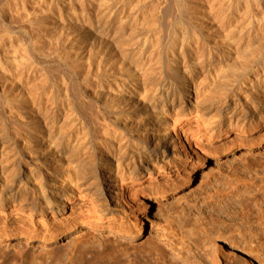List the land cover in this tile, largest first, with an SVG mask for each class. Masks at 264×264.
Here are the masks:
<instances>
[{
  "label": "bare ground",
  "instance_id": "6f19581e",
  "mask_svg": "<svg viewBox=\"0 0 264 264\" xmlns=\"http://www.w3.org/2000/svg\"><path fill=\"white\" fill-rule=\"evenodd\" d=\"M168 7L175 10L177 20L171 26L166 13L172 10ZM9 13L26 27H12L14 17L7 19ZM0 23V108L21 125L23 146L30 151L39 143L36 137L49 131L46 149L57 154L54 158L59 164L64 161L66 168L64 178L52 172L46 185L42 177L28 173L35 200L24 198L30 194L25 187L0 195V209L9 202H18L19 209L26 204L27 223L19 221L9 227L26 240L37 239L31 255L50 256L63 250L65 240L70 243L73 220L83 217L74 205L64 217L62 200L69 196L72 202L79 179L91 178L86 213L105 214L111 203L108 195L113 202L117 189L123 198L126 192L127 201L137 204L141 184L152 185L157 180L159 163L165 162L179 144L187 147L190 156L199 155L205 151L204 142L210 145L219 139L235 140L247 133L246 128L257 131L262 127L264 0H0ZM114 25L113 37L127 27L136 34V40L131 51L125 53L129 72L123 79L107 80V68L101 60L110 46L108 39ZM167 25L170 29L164 38L161 31ZM70 26L88 31L94 45L101 48L95 68L94 46L89 43L86 49L87 43L72 40ZM52 59L72 61L70 71L82 91L88 92L90 76L100 72V79L110 83L106 92L96 91L105 97L102 104L108 103L104 109L116 115L117 126H104L102 139L97 134L92 139L89 129L77 123L71 84L49 72ZM137 93L139 99L135 98ZM140 106L144 113L157 109L156 123L163 124L131 126L128 116ZM213 111L223 118L218 131L213 127V116L208 117ZM61 117L63 121L58 125ZM69 119L73 124L63 130ZM144 120L151 123L146 116L138 122ZM233 121L239 122L237 126H230ZM98 143L102 148L96 146ZM6 148L0 143V175L2 159L9 152ZM6 186L12 187L13 183ZM141 215L140 210L132 214L136 232ZM59 231L60 238L65 237L62 242L57 238ZM228 248L219 246L216 254L230 263L234 253ZM72 251L64 255L70 264H74ZM17 256L14 260H22L21 255ZM154 257L165 264L166 256L156 237L135 245L131 258L125 252L99 263L154 264Z\"/></svg>",
  "mask_w": 264,
  "mask_h": 264
},
{
  "label": "rangeland",
  "instance_id": "374dc122",
  "mask_svg": "<svg viewBox=\"0 0 264 264\" xmlns=\"http://www.w3.org/2000/svg\"><path fill=\"white\" fill-rule=\"evenodd\" d=\"M168 8L166 11L172 10L169 12L170 16L166 13L169 19L168 25L171 26L175 23L176 16L174 18L175 10ZM10 15L12 18L15 16L9 13L7 19ZM14 19H11L12 27L13 25L26 27L18 20L15 22L17 17ZM184 19L188 21L185 17ZM168 25L163 29L164 32L161 31L164 38L170 29ZM115 27L114 25L109 34L110 46L105 53V58L101 60L107 66H105L107 68L105 71L108 72L105 77L107 80L123 79V76L129 72L126 69L128 61L126 62L125 53L131 51L132 42L136 40V34L127 27L113 37ZM70 29L72 40L76 39L77 43L82 45L87 43L84 44L86 49L91 43L90 47L92 45L95 47V49L92 47L94 51L98 50V52L93 51L95 68L101 57V54L100 56L98 54L101 48L98 49L97 43L94 45L93 35H87L86 30L72 27ZM66 61L69 64L52 59L48 66L49 72L57 79L64 77L68 80L71 84L70 96L78 118L77 123L79 126H86L91 137L97 134V138L100 139L104 133V126H117L114 112L104 109V105L108 104H102L105 97L97 95L99 89L101 92H106L111 85L100 79L102 74L100 72L97 76H90L91 80L86 84L88 92L82 91L80 84L77 87V78L70 71L72 61ZM140 96L138 93L135 94L136 99ZM137 111L131 112L128 116L129 122L133 123L131 126L163 124L156 123L157 109L154 111L151 109L149 113H144L142 109ZM145 116L151 121L150 124H147L145 120L139 123V120ZM211 116L215 120L213 127L215 126L218 131V126H223V118L214 111L209 113L208 117ZM70 119L65 123L66 127L63 130L73 124L69 123ZM62 121L63 117L60 118L58 125ZM238 123L233 121L230 126L235 127ZM18 126L21 125L11 120L0 108V135L4 133L0 136V143L7 146L5 152L9 151L2 159L4 166L0 175V195H5L11 189L25 187L30 194L24 198L35 200L36 192L32 189L33 184L28 178V173L37 178L42 177L41 182L46 185L50 175L53 176L52 172H55L58 178H64L66 168L64 161H60L61 166L57 158H54L57 154L53 155L46 149L49 131L43 133L40 138L36 137L35 142L39 143L33 151H30L23 146L25 141L20 135ZM259 126L262 127L257 131L246 128L247 133L235 140L219 139L210 145L204 142L202 145L206 147L205 151L198 152L199 155L190 156L187 147L179 144V148L167 156L165 162L159 163L161 169L155 172L158 173L157 180L152 185L141 184V190L138 193L140 200L137 204L127 201L126 192L124 200L122 191L117 189V196L115 195L113 202L108 195L111 203L109 211L105 214L86 213L89 201L87 192L90 191L91 178L79 179L74 186L72 202L68 201L69 196L62 200L65 204L63 216H68L70 205H74L83 218L73 220V226L69 232L71 237L69 244L64 236L60 238L59 231L57 238L61 239L60 242L65 240V246L63 250L50 256L31 255V247L37 243V239L26 240L9 227L19 221L27 223V214L24 210L26 204H22V208L19 209L18 202L6 203V206L0 209V264L21 262L23 264H70L64 258L65 253H69L70 250L74 253V264H101L99 263L101 259H107L114 254L126 252L131 258L135 245L146 240H153L155 237L159 239V248L166 256L165 264H211L212 259L213 264L215 262L216 264H264V136H262L264 120ZM119 132H122L125 137L128 136L127 132L121 130ZM132 133L135 134V130H132ZM98 145L99 143L96 146ZM63 154L60 153V156ZM57 168L63 169L59 171ZM13 177L14 180H12ZM11 182L12 187L6 186ZM116 202L119 203L118 206H115ZM138 210L143 215H141L140 225L138 224L139 231L136 232L132 214L137 213ZM4 223L6 228L2 229L1 226ZM219 246H228V249L233 251L234 255L230 263L227 259H218L216 252ZM17 255H21L22 260H14L19 257ZM154 259V264H163L161 259L156 260L155 257Z\"/></svg>",
  "mask_w": 264,
  "mask_h": 264
}]
</instances>
